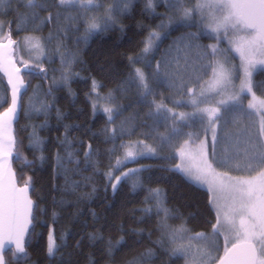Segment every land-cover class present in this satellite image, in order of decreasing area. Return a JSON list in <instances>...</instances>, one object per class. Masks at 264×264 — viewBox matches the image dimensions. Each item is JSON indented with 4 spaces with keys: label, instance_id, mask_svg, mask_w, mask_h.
<instances>
[{
    "label": "snow or ice",
    "instance_id": "6c2138e0",
    "mask_svg": "<svg viewBox=\"0 0 264 264\" xmlns=\"http://www.w3.org/2000/svg\"><path fill=\"white\" fill-rule=\"evenodd\" d=\"M135 2L0 0V15L15 14L9 26L14 23L17 33L28 31L27 23L34 25L32 31H42L49 24L54 25L46 38L28 35L17 42L11 39V31L4 32V24L0 22V36L7 40V43L0 42V71L4 72L11 89L10 102L6 93L0 97V107L8 104L0 112V264H25L29 260L28 248L33 235L29 229L36 219L34 212L44 211L34 205L29 195L30 190L35 191L32 177L23 178L24 169L33 167V163L20 151L23 142L14 133L13 122H18V111H23L29 119L33 114L42 115L44 123L38 127H47L53 110L47 102L52 87L45 92L42 86H37L33 96L28 97L26 81L49 79L44 64L51 65L58 59L60 67L52 69V85H68L74 74L73 65L79 62V49L72 51L65 43L73 26L76 32L80 27L84 29L75 43H87L94 35L116 29L122 15ZM160 5L166 12L159 16L160 23L149 30L141 52L129 57L132 70L121 81L119 90H134L136 102L148 108L149 119L165 127L166 134L160 137V150L170 149L173 170L191 184L206 189L210 210L215 213V223L208 234L193 233L183 224L173 227L168 221L174 216L183 217L165 206L166 197L159 188L149 189V196L145 198L149 206L144 209L143 217H157L159 237L152 240V233H148L146 239L153 247L125 264H155L161 254L173 260V264L179 259H183L184 264H264V98L256 94V90L264 93V79H255L257 74L264 76V0H145V12L154 14ZM41 12L48 15L42 18ZM71 12H75V16L65 15ZM64 21L68 27L62 25ZM173 25L196 30L185 31L157 59L158 41L162 43L167 38ZM202 36L214 39L215 43L202 45L199 42ZM225 41L227 47L222 46ZM21 47L35 50L34 58L19 61L23 73L13 57ZM174 51L182 52L183 57H173ZM162 85H167L175 96L180 97L171 101L172 107L156 100L157 89ZM99 87L94 80L93 90ZM96 99H104L108 103L115 101L112 92ZM182 107L191 108V111L176 110ZM104 111L109 123L115 124L124 109L116 104L114 108L105 107ZM254 116H259L258 124ZM196 124L200 125L203 138L201 132L184 131ZM32 128L28 135V149L34 156L39 153L38 159L44 163L48 159L44 155L46 142L39 135L37 126L32 125ZM24 131H27V126ZM124 132L122 123L119 129H112V137L107 139L114 143L113 137ZM227 145H231L233 150L230 151ZM120 147L124 149L122 158L116 156L115 147L109 150V154L115 157V163L109 161L110 171L105 174L108 186L115 192L122 181L132 180L134 188L143 187V170L129 168L124 171L122 165L138 156L156 154L157 149L142 140ZM72 148L66 136L60 141L61 150L54 157L55 174L65 177V191H76L83 186L68 180L66 165L80 163ZM88 148L83 153L84 164L96 168L98 153L91 145ZM13 162L21 165L22 186L17 185ZM113 169L119 171V175H114ZM233 170L238 174L230 175ZM84 179L90 181L91 178ZM95 191L93 187L92 192ZM90 195L86 193L78 199ZM56 203L63 206L65 201H54ZM56 216L57 213L53 212V222ZM191 218L195 219V216ZM144 222L145 219H141L140 223ZM125 235L127 233H123L115 243L111 239L107 241L105 256L109 260H114L115 254L128 246ZM132 235L141 236L142 232L133 230ZM57 239L61 243L58 244ZM88 239L95 241L97 236L89 235ZM64 240L63 235L57 238L49 231L46 246L49 258L60 252ZM134 243L142 244L143 240Z\"/></svg>",
    "mask_w": 264,
    "mask_h": 264
},
{
    "label": "trees",
    "instance_id": "16d2710c",
    "mask_svg": "<svg viewBox=\"0 0 264 264\" xmlns=\"http://www.w3.org/2000/svg\"><path fill=\"white\" fill-rule=\"evenodd\" d=\"M165 12L162 5L156 8L154 14L145 12V0H136L133 7L122 15L116 29L94 35L88 39L87 43L78 45L75 41L83 34L84 29L80 27L79 32H76L73 26L65 43L72 51L79 49V62L73 65L74 74L70 83L66 86L52 85V69L60 67L58 59L51 65L44 64L49 79L33 78L26 81L28 97L33 96V90L37 86H42L45 92L50 86L52 87L47 102L52 105L53 110L48 117L47 127L43 129L38 127L44 123L42 115L33 114L29 119L23 111L19 112L18 122L14 124V133L18 140L23 142L20 151L33 163V167L24 169L23 178L32 177L35 191H29L30 197L34 205L44 210L39 214L34 212L36 219L29 230L33 232L28 248L30 258L25 264H125L132 257L152 248V244L146 237L148 233H152L151 239L156 240L159 233L156 231L157 217L154 215L150 218L143 217L144 209L149 206L145 203V198L149 196V189L159 188L165 194V206L183 217V219L175 216L171 218L168 222L173 227L183 224L193 233L208 234L212 231L211 225L215 223V213L210 210L207 191L191 184L182 174L173 170L170 149L166 147L163 151L160 150V137L166 134L165 127L162 124H154L149 119L148 108L136 102L134 90L127 92L119 90L121 81L126 79L132 70L129 57H135L141 52L149 30L160 23L159 16ZM55 14L53 11V15ZM75 14V12L65 13L71 16ZM40 15L43 18L48 13L41 12ZM14 19L15 14L0 15V22L9 28L11 38L14 40L25 35H36L43 39L48 37L49 32L54 28V25L49 24L42 31H32L34 25L27 23L25 27L28 31L17 33L14 23L9 26V22ZM62 25L68 27L67 21L62 22ZM195 30V28L185 29L173 25L168 30L167 38L163 39L162 43L158 41L160 50L155 53L156 58L159 59L161 53L185 31ZM199 42L202 45H210L215 43V40L202 36ZM176 56L183 57V53L174 51L173 57ZM136 67H142V65H136ZM56 75L58 79L59 73L57 72ZM255 79L261 80L264 76L257 74ZM94 80L101 86L97 90L103 97L112 92L115 101L114 103L107 102L109 105L114 108L118 104L124 109L115 124L109 123L107 114L99 108L96 109L92 103ZM157 92V102L163 101L168 107L173 106L171 102L173 99H180L168 89L167 85H162ZM5 93L10 102L11 91L7 78L4 72L0 71V97H3ZM256 94L264 98L261 90H256ZM246 105L247 101H245ZM7 107L8 104L5 103L3 107H0V112ZM25 107H27V97H25ZM188 109L182 107L176 110ZM57 110L60 114L59 119H57ZM253 119L258 124L259 116H254ZM122 123L125 132L113 137L114 143L109 142L107 138L112 137V129H119ZM32 125L37 126L39 135L46 142L47 150L44 155L48 159L44 163L38 159L39 153L34 156L28 149V135L33 131ZM26 126L27 131H24ZM106 129L107 133H105ZM184 131L201 132L203 138L199 124L192 128H185ZM66 136L73 145V153L78 154L77 158L80 161L79 165L74 163L66 165L69 183L78 182L83 185L76 191L70 189L65 191L64 175L55 174L54 157L57 151L61 150L60 141ZM141 140L155 147L158 153L156 157L142 158L132 164L143 167V187L134 188V181L124 180L113 192L108 186L109 181L105 175L110 171L109 161L115 163V157L109 154V150L115 147L116 156L121 157L124 151L121 145ZM89 145L98 153L96 168L84 164L83 153L89 150ZM226 147L230 151L233 150L231 145ZM240 147L242 148L243 145ZM12 168L17 174V183L22 186L21 165L13 162ZM219 170L225 171V169ZM229 174L238 173L233 170ZM85 177H90V181H86ZM93 187L96 189L94 193L92 192ZM86 193H91V195L78 199ZM61 200L65 201L63 206L59 203L54 204V201ZM53 212L57 213L55 222H53ZM192 216H195V219H192ZM141 219H145L146 222L140 223ZM50 230L54 237L59 238L62 235L65 237L64 247L53 258H49L46 252ZM133 230L142 232V235H132ZM123 233H127L124 240L127 241L128 246L117 252L114 260H109L105 256L107 241L111 239L115 243ZM89 235H95L97 239L90 241ZM139 239L143 240L142 244L134 243ZM57 243L61 241L57 239ZM155 264H173V260L161 254ZM175 264H184V260H175Z\"/></svg>",
    "mask_w": 264,
    "mask_h": 264
},
{
    "label": "rangeland",
    "instance_id": "374dc122",
    "mask_svg": "<svg viewBox=\"0 0 264 264\" xmlns=\"http://www.w3.org/2000/svg\"><path fill=\"white\" fill-rule=\"evenodd\" d=\"M4 32L5 33H8L9 32V28H6L5 25H4ZM25 36H28V35H25ZM20 37L17 42H20V41H23L24 37ZM32 36H35L37 38H41L40 36H36V35H32ZM42 39V38H41ZM14 41V40H13ZM0 42H3V43H7V40L3 37V36H0ZM222 46L224 47H227V42H222ZM13 57L17 63V66L18 67H21V69H23V66L19 63V61L21 59H24L26 61H28L31 58H34L35 57V50H29L25 47H21L19 48L17 51H15L13 53ZM238 59V58H237ZM99 96L101 98H103V96L99 93L98 90L96 91H93V96H92V103L93 105H95V108H99L101 111L105 112L104 111V108L105 107H113L111 105H109L104 99H99L97 100L96 97ZM249 99H251V96H249ZM185 112H188V111H191V108H189L188 110H184ZM107 114V113H106ZM13 131H14V126H13ZM210 137V135H209ZM136 142H132V143H128V144H135ZM145 143V142H144ZM147 144V143H146ZM124 150V149H123ZM157 152L156 154H149V155H145V156H138L136 159L134 160H128V161H125L124 165H122L123 167V170L124 171H127L129 168H136V169H143L142 166H136V165H132L134 162H136L137 160L139 159H142V158H146V157H156L157 156ZM124 156V151H123V154L121 156V158ZM129 165V166H128ZM126 166H128V168H125ZM113 171V174L114 175H119V171H116V170H112ZM186 179V178H185ZM17 185L19 186V184L17 183ZM118 187V186H117ZM199 187V186H198ZM112 190V189H111ZM206 190V189H205ZM30 195V194H29ZM31 228V226H30ZM30 230V229H29Z\"/></svg>",
    "mask_w": 264,
    "mask_h": 264
},
{
    "label": "water",
    "instance_id": "95a60500",
    "mask_svg": "<svg viewBox=\"0 0 264 264\" xmlns=\"http://www.w3.org/2000/svg\"><path fill=\"white\" fill-rule=\"evenodd\" d=\"M23 71H24V69H22V73H23ZM6 78H7V77H6ZM9 88H10V86H9ZM10 91H11V89H10ZM19 112H20V111H18V118H19ZM15 122H16V121L13 122V126H14Z\"/></svg>",
    "mask_w": 264,
    "mask_h": 264
}]
</instances>
